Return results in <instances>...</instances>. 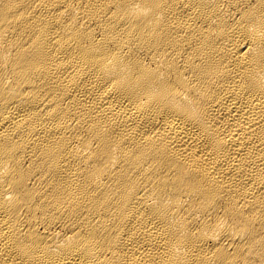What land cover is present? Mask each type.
<instances>
[{"label": "bare ground", "instance_id": "1", "mask_svg": "<svg viewBox=\"0 0 264 264\" xmlns=\"http://www.w3.org/2000/svg\"><path fill=\"white\" fill-rule=\"evenodd\" d=\"M0 264H264V0H0Z\"/></svg>", "mask_w": 264, "mask_h": 264}]
</instances>
